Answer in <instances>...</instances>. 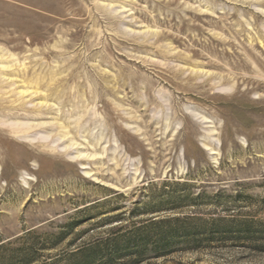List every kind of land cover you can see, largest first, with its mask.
<instances>
[{
  "label": "rangeland",
  "instance_id": "obj_1",
  "mask_svg": "<svg viewBox=\"0 0 264 264\" xmlns=\"http://www.w3.org/2000/svg\"><path fill=\"white\" fill-rule=\"evenodd\" d=\"M0 264H264V0H0Z\"/></svg>",
  "mask_w": 264,
  "mask_h": 264
}]
</instances>
